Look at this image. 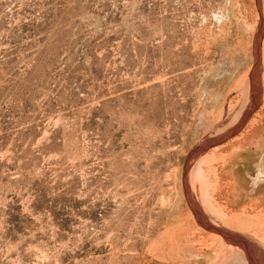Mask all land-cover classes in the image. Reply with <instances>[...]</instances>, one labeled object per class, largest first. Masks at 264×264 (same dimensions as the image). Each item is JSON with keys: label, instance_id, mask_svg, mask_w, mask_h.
<instances>
[{"label": "rangeland", "instance_id": "1", "mask_svg": "<svg viewBox=\"0 0 264 264\" xmlns=\"http://www.w3.org/2000/svg\"><path fill=\"white\" fill-rule=\"evenodd\" d=\"M0 264H264V0H0Z\"/></svg>", "mask_w": 264, "mask_h": 264}]
</instances>
